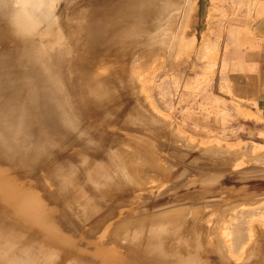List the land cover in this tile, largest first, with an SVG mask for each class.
<instances>
[{
  "label": "bare ground",
  "instance_id": "obj_1",
  "mask_svg": "<svg viewBox=\"0 0 264 264\" xmlns=\"http://www.w3.org/2000/svg\"><path fill=\"white\" fill-rule=\"evenodd\" d=\"M82 2H85L84 5H82L83 7L79 4H83ZM82 2H76L77 5L79 4L80 8L77 5L76 8L74 4L75 8L73 9V4L70 5L73 3L72 0L71 3L70 0H0V166H8L11 170L14 169V171H11V174L12 172L15 173V171V174L20 172L22 177L26 176L27 180L28 177H33L37 170H41L46 173L47 177L54 185V188L56 187L58 196L64 204L66 203L68 207L70 205L72 208L73 206H79V208L81 206L82 209L78 207H76V209L82 210L85 215L87 214L89 216V214L93 215L95 212V206L94 203H92V197L90 196L91 201L88 198L91 192L87 194L89 192L86 186L87 182L92 184L100 195H107L108 200L111 201L112 197H109V195H111L110 193H114L113 198H117V196L122 193L117 189H120L124 183L132 185V188L135 189L139 188V186H141V189L144 188V182L146 181L152 183V175L148 177V172H146L147 170L145 171L147 166L155 168V170L158 166L163 169V166H160L161 164L159 165L161 162L155 157L157 156V154H154L156 151L154 153L153 150L151 151L152 153L149 151L152 149L149 142L150 145L145 144L151 148H148V150L144 148L143 145L142 147L140 146L141 144H136L139 141L142 143L144 140L143 138H146L143 135V138L141 137L142 140H139L141 138L135 139L137 141H135L136 143L131 140H129V142H127L128 140L123 141V139L120 138V141L111 140V142L114 143L111 145L108 143L109 141H106V136L103 137V135H101V137H98L99 141L97 143V151L100 150L101 152L98 151L96 155L88 156L89 158H84V156L81 157V155L77 154L79 162H81L79 165H76L75 162L70 163V161L67 160L68 158L70 159L72 154L64 153L74 144L82 145L92 142L94 139L90 131L92 130L94 134H97L95 131L98 130L99 132V129L102 127L100 123V125L95 124L91 127L97 121L110 123L111 120H115V123H117L118 121L121 122L123 117L126 116L128 119L125 118V120H130L129 122H131L130 125L127 121L129 126L137 123L135 120L139 118L138 124L142 122L140 126L142 124L145 126L140 127V129L142 128L144 130L146 127L152 129L149 130V134L155 133L153 131L154 128L155 130H161L155 133V135L158 133L160 134L158 135L160 138L162 137L161 142L163 136L165 137L164 140H169L170 134L171 136L175 135L176 140H174V142H179L181 140L178 144L183 143L182 141L183 139L185 140L186 137L184 138L176 134V126L173 127L174 125H171L173 123L164 119V115L161 113L162 116L158 110L156 111L153 108L154 106H151L152 104L147 101L149 98L146 97L147 99H145L138 94L141 89L145 91V87H141L145 84L142 83L143 85L141 84L140 86L141 82L139 80L143 78H139V76L146 65L153 62L154 59H161L162 61V59H167V57L169 55L171 56L173 53H176L177 56L174 57L178 58L182 56L181 54L184 52L191 50V48L194 52L195 45L208 36L207 31L209 28H207V23H204V18H206V21L208 20L207 18H209L210 8H208V4L210 2H208V0H82ZM61 3L65 4H62L63 7L59 6L58 8V4L61 5ZM67 3H69V6H72L69 12H73L72 14L69 13L70 15L67 14L68 16L65 14V17L62 15L63 10L69 8L66 6ZM193 5L196 6L195 9ZM65 13H67V10ZM196 30L198 33H195ZM184 34L185 36H183ZM185 42H187V44H185ZM204 52L206 56L208 55L207 59H209V57L212 58L211 56L213 53H211L212 55L208 54V47H205ZM210 60L211 59H209V61ZM161 63H163V61ZM211 70L212 68L208 71L214 73ZM103 73H105V75H103ZM145 96H147V93ZM136 117L138 118L136 119ZM121 123L125 124L126 122ZM128 124H126V126ZM134 126L135 125H133V127ZM137 127L139 128V126ZM163 127L168 128V131L166 128L163 130ZM127 128L131 127L127 126ZM134 129H136V127H134ZM110 130H112L113 133H117L114 131L115 129H109V131ZM137 132L140 134L139 130ZM144 132L147 134L148 129L146 131L144 130L142 133ZM163 133L164 135L162 136L161 134ZM263 133L264 131L261 135H263ZM118 134L121 136L122 133L118 131ZM152 134L149 136L153 137ZM138 135L137 137H139ZM126 137L131 138L132 136ZM133 138L134 136L132 140H134ZM171 139L170 141H173V139ZM167 140L165 143H167ZM130 141L132 143H130ZM173 144L176 145V142ZM181 145L182 144H180V146ZM225 145H217V143L212 144L209 149L201 151L200 154H202V156L205 155L206 160L207 157H209L208 161L211 162V164L215 162V164L217 163L216 165H219L218 163L221 162L222 164L226 163L224 165L227 166L230 161L235 162H231L233 165L237 164V162L241 165L243 160H246V164L251 160V162L254 163H252V166L255 165V163L256 166L259 165L257 163H264V151H260L261 149L259 148L260 152H252L255 149H253L254 144L247 143V145H242L241 147H238V144V148L234 149H230ZM172 146L173 148L178 147L174 145L170 147ZM180 146L178 147L179 149L181 148ZM183 147L185 148L186 145ZM204 147H206V144ZM184 148H181V150ZM186 153L187 152H185V154ZM183 159L184 158H182V160ZM194 159L196 160V158ZM164 160L167 161L163 159V162ZM198 160L202 161L203 158L202 160ZM203 162L204 160L202 163ZM232 164L229 165V167L233 166ZM164 165L166 166L163 169L165 171L167 165ZM243 166H245V163ZM171 167L169 164V168ZM257 168L255 170L256 173ZM151 170L153 171V169ZM157 170L159 172V169ZM175 171H177V169ZM175 171L173 172L176 173ZM210 171L213 173L212 170ZM200 172L201 171H199V174ZM204 172L202 171L201 174H204ZM7 173L9 174L10 171ZM7 173H4L6 176L1 174L0 200L4 202L6 206L11 207L14 211L25 217L28 216L33 220V215L39 214L43 216L42 219L45 223L51 224L52 218L50 216L55 215L52 214L51 211L53 212L56 208L51 210L50 207L46 206V198H43L42 194L40 196L39 191L36 192L39 184L36 182V188L29 185L26 190H21L20 193L17 194V189L20 190L23 186H26L24 182L25 177L22 178L21 175L8 176ZM240 173L242 174L241 171ZM261 173L262 176L259 178L262 179L264 178V170H262ZM162 174L161 176L163 177L164 174ZM220 174L217 175L218 178L216 177L218 180H220V176L222 178L223 172H220ZM241 174L239 178L243 180L248 176V174L246 176L243 174L244 178ZM145 175H147V177H145ZM158 175H156V178ZM237 175H239L238 172ZM256 175L258 177V174ZM168 176L167 178H169ZM207 176L206 174V177ZM213 176L214 173L209 176L208 180L210 177L213 178ZM241 176L243 178H241ZM200 177H204V175H200ZM251 177H253V175ZM156 178L154 174V180ZM234 178L233 180H235ZM254 178L255 177H253V179ZM149 179H151V181H149ZM171 179L173 180V178ZM190 179L192 180V177ZM201 179L204 180V178ZM201 179L199 178V181ZM240 179L239 181H241ZM256 179L257 178L254 179V184L258 186ZM261 179L258 180L260 184H263L264 182L262 183L260 181ZM172 180H170V182ZM193 180L192 182L194 183L191 185L199 182L198 177L197 182H195L196 180L194 178ZM212 180L214 181L215 179H210V181L207 182L209 184L213 183ZM233 180L231 181L233 182ZM237 181L238 178L236 182ZM204 182L201 184H204ZM27 183L30 184V182ZM215 183L219 182L215 181ZM249 183L251 182L249 181ZM146 184L148 183L146 182ZM161 185L164 186L163 184H160V186ZM247 185L245 187H247ZM158 186L155 187L158 188ZM160 186L158 189H160ZM195 186L198 187L199 184ZM232 186L233 187L230 186V190H232L235 185ZM149 187L145 189H147V191L153 189ZM177 187L176 189L179 190L180 188L178 185ZM181 187L184 189L183 186ZM242 187L244 189H241V191L245 190L246 194L249 196V192L247 191L248 188L246 189L244 184L240 188ZM254 187L256 191V185ZM252 188L253 186L251 189ZM85 189H87L88 192ZM129 189H131V186ZM239 189H237L236 192H240ZM260 189L257 188L260 193L258 192L255 194H262ZM114 190L120 193L117 195V192L115 191V194ZM121 190L123 191L122 188ZM155 190L157 189L155 188ZM187 190H189V188ZM216 190V194H223L221 192L218 193ZM252 190H250V193H254V189ZM233 191L235 192V189ZM208 192L209 196L213 195V193L210 195V191ZM232 192L230 193L234 194ZM188 193L192 195L191 192L188 191ZM188 193H186V196ZM206 193H203V196L201 193L200 195L198 194L199 198H204ZM193 194L196 195L197 193ZM255 194L254 197L257 196ZM168 195L170 197V194ZM242 195L240 194L241 197L239 199L244 197L242 198L243 201L245 196ZM184 196H182L183 200H185ZM252 196L251 194V199ZM260 196L263 197V195ZM188 197H186V200L190 198V201L196 203V198L194 196L195 200ZM237 197H239V195H237ZM116 198L114 199L115 201L117 200ZM163 198L167 201L165 196ZM181 198L179 199L182 200ZM205 198H207V195ZM246 198L249 199L247 196ZM257 198L259 199V195ZM233 199L234 198H232L231 201ZM36 200L41 201V207L39 209L33 204ZM177 200L169 201L175 203ZM186 200L185 202H181V205H184L182 203H186ZM256 200L253 199V202L248 200L247 203L243 202L244 204L240 205L244 207V209L247 207L248 210L262 203L264 205V199ZM52 203H49V206H51ZM203 203L205 202L203 201ZM222 203H224V201H222ZM135 204H137V207L139 206V203ZM198 204L196 203V205ZM237 204H235V206L232 205L234 207L231 206V208H229L230 205H227L228 209H224L225 207L222 208L223 205H220L221 207L218 209L219 205L217 204V207L215 204L217 210L214 209V205H212V207L211 204V208L209 207L210 209L208 207H206L208 209L202 208V205L200 207L198 205V208L196 206L180 207L176 204L179 208L176 207V209H174L170 206L172 210L167 209L170 208L167 207L166 209L168 211L164 210L165 208H161L163 212H158V214L143 220L133 219L123 222L113 230L109 236V243H107L108 245H113L112 248L117 255L114 256L113 259L109 257L111 260L109 262L105 260V262L108 264H233L230 249L225 247V242L221 239L219 233L220 230H222L225 218L232 212V208H235ZM163 205H165V203ZM204 205L205 204H203V206ZM132 206L133 205H131V207ZM142 206H144V204ZM55 207H57V205ZM131 207H129V209ZM237 207L240 208V206ZM221 208L224 210H220ZM57 209L55 210L56 215L57 213H61L58 212L60 208ZM100 209L101 213H103V209L99 208V210ZM99 210H96L97 214L100 213ZM132 210H129V213H131ZM214 210L218 214H215ZM28 211L30 214H28ZM73 211L77 210L74 209ZM78 212L79 211L76 213ZM206 212L214 213L210 214L214 217L217 215V217L212 220V216L209 213L206 214ZM61 214V216L65 215L63 213ZM100 214L99 217H102L103 214L105 216V213L102 215ZM104 216L103 219L101 218L102 221L104 220ZM58 218L59 217H57V219ZM61 218H59V220ZM82 218L84 220L85 218L90 221L92 220L86 216ZM82 218L80 216V219ZM64 219L66 220L67 218ZM54 220H52V223ZM62 221L60 223H62ZM95 221L97 222V220ZM65 223L69 224L68 221ZM98 223L92 224L97 225ZM257 223L263 228H260L262 230L260 232L264 233V217L258 221L254 219L249 221V244H252V240H255V242L251 247L248 245L249 252L246 250V252H248L247 254L244 251L246 244L241 247V250L244 251L243 253L249 256L246 260V257H244L245 255L240 252L242 256L244 255L243 258L245 261H243L245 264H264V236H261L262 234L256 231L255 226ZM257 229L260 230L258 227ZM45 230L47 231V229ZM62 231L66 232V230L63 229ZM253 231H256V234L259 233L260 236L259 234H254ZM251 234L255 236H253L254 238H252V240ZM260 239L263 242H261ZM250 240L252 241L251 243ZM207 252L210 253L206 255ZM240 253L239 256H241ZM67 254L56 262L58 264H77V262H79L72 261L71 259L74 256L72 257L71 255L69 258ZM56 255V251L53 249L51 243L37 239L31 232H22L20 223L12 219L10 215L0 213V264H50L52 263V258ZM107 255H109V253H107ZM210 256L212 257L211 259ZM242 256L240 258H242ZM214 258H216L215 261Z\"/></svg>",
  "mask_w": 264,
  "mask_h": 264
},
{
  "label": "rangeland",
  "instance_id": "obj_2",
  "mask_svg": "<svg viewBox=\"0 0 264 264\" xmlns=\"http://www.w3.org/2000/svg\"><path fill=\"white\" fill-rule=\"evenodd\" d=\"M259 1L260 0H208V2H210L208 4V8H210V10H209L210 14H209V18H207L208 19L207 21H206V18H204V23H207V28H209L207 31L208 36L203 41L198 42L195 45L194 52H193V49L191 48V50L184 52L183 53L184 55L181 54L182 56H180L178 58L174 57L177 55H176V53H173L171 56L169 55L167 57V59H162L163 63H161L162 62L161 59H156V60L154 59L153 62L146 65L143 72L141 71V75L142 76L144 75V76L143 77L141 75L139 76V78L140 77L143 78V79H139L141 82L140 86L142 83L145 84V85L142 84L143 86H141V87L142 88L145 87V91L147 93V96H145L146 93L143 89H141V87H140L141 91H139L138 94L140 95V97H144L145 99L149 98V99H147V101H149L152 104L151 106H154L153 108L156 111L158 110L160 114L162 113L164 116L162 114L161 115L164 117V119H167L169 122L173 123V124L170 123L172 126L174 125L173 127L176 126L175 128L177 129V131H176L177 133L176 132L175 133L177 135L179 134V136L181 135V137H184V138L186 137V139L185 140L183 139V141H182L183 143L185 142L184 145H183V143H180V144H182L183 146L186 145L185 148L187 150L189 149L192 151H189V150L187 151L182 145L180 146V144H178V143L181 140L179 142L175 141L176 145L173 144V143H175L174 140H176L175 135H173L174 136L173 137L169 134V136H170L169 138L173 139V141H170V139L164 140L165 137L163 136L164 135V133H163L161 135L163 136L164 141L162 140V142H161L162 137L161 138L159 137L160 134L158 133L159 135L158 134L155 135V133L157 131L160 132L161 130L160 131L158 129L155 130V128L153 129V131L155 133L153 132L154 134H152V133L151 134L153 137L154 136L155 137L158 136V137H156L157 140L155 137L153 139V137H150L151 134H149L150 133L149 130H152L151 128L146 127L148 129V133H147L148 135L146 134V132L142 133L144 130L146 131L147 129L146 128H144V130L142 128L140 129V127H145V126L143 124L140 126V124L142 123L141 121H139L141 123L138 124L139 118L136 117V119L138 118L137 120H135V122H137V123L132 124V126H129L128 122L130 120H125V118L127 117L126 116V117H123V119L121 121V122H126L125 124L121 123L120 121H118V122L116 121L117 123H119V124H117V123H115V120H111V122H113V123L97 121L91 127H93L95 124H99V123L102 124L101 125L102 127H101V129H99V132H98V130L95 131V133H97V134H94V131H92V130L90 131L92 133V138L94 139L92 142L87 143V144H82V145L74 144L73 146H71V148H69L64 153V154H72V156H70L71 160L69 158L67 160H69L70 163L75 162L76 165H79V163H81V162H79L77 154L81 155V157L84 156V158H89L91 155H96L98 151L101 152L100 150L97 151V143L99 141L98 137H101V135H103V137L106 136V141H109L108 143L110 145L113 143V142H111V140L112 141H116V140L120 141V138H122L123 141L128 140L127 142H129V140H131V141L135 142L136 138L137 139L141 138L143 135L144 137H146V138L142 137L144 139L142 141L143 144L139 141V140H142V138L138 140L139 142L136 141L137 143L136 142L135 143L137 145L141 144L140 146L143 145L144 148H146L147 150H148V148L149 149H151V148L146 146L145 144H148V145L151 144L152 149L149 151L151 152L153 150V153L156 151L154 154L155 155L157 154V156H155V155L154 156L157 157L158 160H160L161 163H159V165L161 164L160 166H163L162 167L163 169L166 167L164 164L167 165V163L169 162L167 165L168 169L167 168L165 169L167 174L159 166H158V168L156 167L157 169H159V172L157 169H156L157 170V172H156L155 168H152V167L150 168L149 166H147V168L148 167L149 168L148 169L146 168L145 171L147 170L146 172H148V177H151L150 175H152L151 179L153 178L152 179L153 182L149 183L148 181H146L148 184H146V182H144L146 185L144 184V186H143L144 188H142V189H141V186H139V188L135 189V188H132V185H127L124 183L123 186H121L124 193L121 190V188L117 189V190H120L122 193H120L119 191L117 192V190H114V192L115 191L117 192V195L120 193L119 196H117V198L115 197L117 199L116 201L114 200L115 198H113L114 193L113 194L110 193L112 196L109 195V197L110 198L112 197L113 200L111 198V201H109L107 195H105L107 198L104 195H100L98 193V190L95 187H93L92 184L87 182L86 186H87L89 192L87 191V189H85V190L88 192L87 194H89L91 192V194H89V196L88 195L87 196L89 199H90V196L92 197L91 198L93 201L92 203H94L95 207L98 206L96 208L94 207L95 212L93 213V215H91L89 213L93 212L94 209H93V211H90L88 213L90 216L89 217L87 214L85 215L82 210H81L82 212L79 210L81 208V206H80V208H79V206H76L79 208V209H76L75 206H73V208H72V206L69 205V207H68V205H66V203L64 204V202L62 200H60V198L58 196L56 187L54 188V185L52 184L50 179L47 177L46 173L42 172L41 170H37L36 174L31 178L28 177V180H27L26 176L22 177L20 172H17L18 174H15L16 173V171H15V173L12 172V174H11V171H14V169L11 170V168L10 167L8 168V166H0V178H2L1 174H4L5 172L7 173L9 171H10V173L9 174L7 173L8 176L21 175L22 178L25 177V180L24 179L23 180H24L26 186H23V188L20 190L17 189V191H16L17 194L20 193L21 190H26V188L29 187V185L36 188L35 185H37V183H38L40 185V187L38 185V187H37L38 189H36L37 191L35 189L34 190L36 192L39 191V195L41 196V194H42V197L46 198L45 199L46 206L50 207L51 210H53L55 208L56 209L60 208L61 210L59 209L58 212L65 214V215H63L64 218L68 219V220L67 219L65 220L63 218V216H61L62 215L61 213H57V215H56V213H55L56 209H55L53 212L51 211V213L55 214V215L51 214L52 216H50V217L52 218V220H54L55 218L56 219L53 221V223L51 220V224L45 223V221L42 219L43 216L39 215V214H34V215L32 214L33 215V220H32V218L30 219L28 216H27L28 217L27 218V217L21 215L20 213L14 211L11 207L6 206L4 204V202H2L0 200V213H2V214L6 213V214L10 215L12 219H14L18 223H20L22 232H24V233L31 232L33 235H35L37 237V239L51 243V245L53 246V249L56 251L57 255L52 258V263H50V264H55V263L58 264L56 261H58V259L59 260L62 259L67 253H68L67 256H69V258L71 255H72V257L74 256L71 259L72 261L73 260L79 261L81 264H108L106 262L107 261L109 262L111 259L114 258V256L117 255V253H115L114 249L112 248L113 245L111 246L110 244L109 245L107 244V243H109V238H110L109 236L111 235L113 230L119 224H121L123 222L133 220V219L143 220V219L148 218L152 215L158 214V212H160V213L163 212L164 208H165L164 210L168 211L167 209L172 210V208L176 209V207L179 208V206L180 207H183V206H185V207H188V206L189 207H192V206L198 207V205H199V207H200L202 205L201 206L202 208L203 207L204 208H206V207L211 208V206L214 205V209H216L215 208V204H216L217 207L219 205L218 209L222 205H223L222 208L225 207L224 209H228L227 205H230L229 208H231L232 205L235 206V204H237L239 201L242 202V203L239 202L237 204V206H240V208H238L237 206L235 208H232V212H230V214L225 218L224 224L222 226V230H220L219 235H220L221 239L225 242V245H226L225 247L226 248L228 247L230 249V253H231L230 255L232 256L231 258L233 260V264H245V262H244L245 260H244L243 256L245 255L244 257H246L245 259L247 260V258L249 257L246 255L249 252L248 249L255 242V240H252V238L255 237L254 235H252L253 234L252 233L251 234L252 235L251 240L253 242L250 240V243L252 242V244L251 245L249 244V239H250V231H249L250 227L248 226L249 221H251L252 219H254L256 221H258L259 219H263V217H264V210H263L264 205L262 203V204H259L257 207L254 206L253 207L254 209L249 208V210L247 207H246L247 209L246 208L244 209V207H241V205H243L244 203H247L248 200L253 202V199H255V200L256 199L257 200L264 199V193H263L264 192L263 191L264 190V183H263L264 178H262L263 180L261 178H259L262 176L261 172H262V170H264V168H263L264 166H262V165H264V163H261V164L257 163V164H259L258 166H256V163H255V165L252 166L253 162H251V160L248 161L247 164H246V160H243L245 163V166H243V164H244L243 161L241 162L242 163L241 165L239 162H237V164L233 165L232 163H235V162L230 161V162H228L229 165H231V164L233 165L230 167H229V165L225 166L224 164H226V163L222 164L221 162L218 163L219 165H216L217 163L215 164L214 161H213L214 162L213 164H211V162L208 161L209 157H207V160H206L205 155L202 156V154H200V152L203 150L209 149L212 144H216V143H217V145H221V144L225 145L226 144L225 146L226 147L228 146V148H230V149L238 148V147H241L242 145H247V143H249V144L251 143V144H254L253 149L255 148L252 152H255V151L260 152L262 150L264 151V137H263L264 133H263V135H261L262 132L264 131V116L262 113V109H260L257 106L258 103L256 102V100H254L253 96H251V93H252L251 90H249V88H247L249 83H250L248 80V78L250 77L249 75H252V71H253L252 65H255V63H250L252 68H248L249 66H248V63H246V57H245V54L247 52L246 48L247 49L251 48V46L248 45V43L253 41V36L249 35V27H251L252 23L254 22V19H255L254 13L256 11V6H257V3ZM72 2L73 3H71V0H70V3H71L70 5L73 4L72 5L73 7L69 6V3H67L66 6H68L69 8L66 7V8H68V9H66L67 13H65V11H66L65 9L63 10L62 16L66 17V15L70 13L69 11H71L72 8L73 9L75 8L74 4L76 6L77 5L76 2L79 3V2H82V0H72ZM82 3L83 4L79 3L81 7H83L82 5H84L85 2H82ZM62 4L64 5L65 3H61V5ZM79 4L77 5L78 7H79ZM195 4H196V2H195ZM61 5L58 4V8H59V6L63 7V5L62 6ZM196 5L198 6V4H196ZM77 6H76V8H77ZM193 7H194V9L196 8V6H194V5H193ZM72 12L70 14H72ZM195 33H198L197 30ZM183 36H185V34ZM185 44H187V42H185ZM205 47H208V51H209L208 54L212 55L211 53H213V55L211 56L212 58L209 57V59H211L210 61H213V62H210L209 59H207L208 55L206 56V53L204 52ZM209 48H210V50H209ZM187 56H188V58H187ZM175 58H176V60H175ZM206 60H208V61H206ZM211 68H212L211 71H213L214 73L209 72ZM103 75H105V73H103ZM152 82H153V84H152ZM239 87L240 88H246V91H244V92L239 91V89H238ZM151 100L154 103H152ZM153 104H155L156 106ZM155 107H157V108H155ZM101 118H104V117H101ZM126 119H128V118H126ZM106 121H109V120H106ZM120 123H121V125H120ZM129 123L131 125V122H129ZM126 124H128L127 126L131 127V128H127ZM133 125H135L134 127H136V129H134ZM136 125L139 126V128ZM106 126H107V128L108 127H110V128L107 129ZM118 128H119V130H118ZM121 128H124V129H121ZM165 128L163 127V130ZM109 129H113V130L115 129L114 131L117 133H113L112 130L109 131ZM127 129H129V130H127ZM166 129L168 131V128H166ZM138 130L140 131V134H139V132H137ZM118 131H119V133H122L121 136H119ZM136 133H138L139 135ZM104 134H106V135H104ZM122 135L123 136H125V135L126 136H132V137L134 136V138H133L134 140H132V137L127 138L125 136L126 137L125 138ZM137 135L139 137H137ZM179 136H177V137H179ZM181 137H179V138L182 139ZM118 138H119V140H118ZM190 139H192V140H190ZM166 140H167V143L169 146L167 145V143H165ZM131 141H130V143H132ZM191 142H192V144H191ZM169 143H171V144H169ZM205 144H206V147H204ZM238 144H239V146H238ZM171 145L178 146V147L180 146L181 148H184V149L181 150V148L179 149L178 147H174L175 148L174 149L173 146L170 147ZM187 147H190L191 149L187 148ZM184 151L188 153V158H187V153L185 154ZM164 154H165V156H164ZM176 154H178L180 157ZM158 156L162 158V161H161V158H159ZM182 158H184V159L182 160ZM194 158H196L197 161ZM202 158L204 160L203 163H202V161H203ZM163 159H166L167 161L164 160V162H165L164 163ZM187 159L188 160L190 159V160L188 161ZM198 159H201L202 161H200ZM210 161H211V159H210ZM207 162H209V163H207ZM249 162H251V163H249ZM162 163H164V164H162ZM176 163H177V165H176ZM169 164H170V167L171 166H173V167L169 168ZM180 164H182V165L184 164V165L182 166ZM220 165H222V166H220ZM246 165H248V166H246ZM255 167L256 168L259 167V168H257V173L255 171L256 170ZM254 168H255V170H254ZM151 169H153V171ZM176 169H177V171H175ZM6 170H8V171H6ZM161 170H163L164 172ZM171 170L175 171L176 173H174ZM198 170L201 172L202 171L206 172V170H207L206 174L208 176L206 177L205 172H204V174H201V172L199 174ZM210 170L213 171V173H214L213 178L215 180L214 181L212 180L213 183L209 184L208 182L210 181V179H213L212 177H210V179L208 180L209 176L213 174V173H211ZM229 170H231V171H229ZM145 171H144V173H145ZM160 171H161V174L165 173L163 177L161 176ZM240 171L242 172V174L240 173ZM253 171H255V172H253ZM259 171H261V172H259ZM149 172H151V173H149ZM152 172L155 174V178H156V175L159 174L155 180H154V174ZM220 172H223L224 176L222 175V178L220 176V178H219L220 180H218L217 175H219ZM237 172L239 175H237ZM208 173H210V174H208ZM229 173H230V175L232 174L231 175L232 177L229 175ZM235 173H236V175H235ZM252 173H254V174H252ZM260 173H261V175H260ZM170 174H173L174 176L177 175V176L174 177L173 175H170ZM194 174H196L197 176ZM225 174H227V175H225ZM240 174L243 177H244L243 174H245V176L248 174V176H247L248 179L245 177H244L245 178L244 180L240 179L239 178ZM249 174H250V177H249ZM256 174H258V177ZM4 175L6 176V174H4ZM168 175H170V176H168ZM200 175H202V176L204 175V177H200ZM252 175H253V177L257 178L256 183H258V186H257V184H254L255 178L253 179V177H251ZM167 176L170 179L167 178ZM234 176H235V178H234ZM242 176H241V178H243ZM145 177H147V175H145ZM191 177H192V180L190 179ZM197 177H198V181H199V178L200 179L204 178V180L201 179L200 181H203V182L205 181L206 184H205V182H204V184H201L203 182H200V181L197 182ZM205 177H206V180H205ZM171 178H173V180ZM193 178L196 180L195 182H197V183H195L194 185H191L192 183H194V182H192V181H194ZM233 178L235 180H233ZM237 178H238V181L236 182ZM151 179H149V181H151ZM167 179H169V180H167ZM239 179L241 181H239ZM246 179L249 180L251 183H249V181H247ZM250 179L252 181L253 180L254 181L252 182ZM258 179H261L260 181L263 184H260ZM170 180H172V181L170 182ZM188 180L189 181L191 180V181L189 182ZM231 180H233L234 183ZM245 180H246V182H245ZM215 181H217L219 183H215ZM229 181H230V183H229ZM242 181H243V183H242ZM27 182H30V184ZM189 183L191 186L189 185ZM160 184H163L164 186H162V185L160 186ZM185 184L187 185V188H186ZM198 184H199V186H198ZM243 184H244V187L247 184L249 185V186L247 185V187H245L246 189L248 188L247 191L249 192V196L246 194L245 190L241 191V189H244L243 187L240 188L241 186H243ZM158 185L160 186L161 190L158 189L159 188ZM177 185L181 189V190L179 189L180 191L176 189ZM195 185H197L198 187H196ZM232 185H235V186L232 190H230L231 187H233ZM255 185L258 189L263 188V189H260L262 191V194H258L259 199L257 198L258 195L255 193H258V192L260 193V191L257 190V188L255 191V187H254ZM259 185H261L262 187ZM130 186H131V189H129ZM155 186H158V188ZM181 186H183L184 189H182ZM193 186H194V189H193ZM252 186H253L252 189H254V193H250V190H252L251 189ZM147 187H149V188L152 187L153 189L152 188L151 189L153 191L149 190V188H148L149 191H147V189H145ZM161 187H163V188H161ZM226 187H228V188H226ZM155 188L157 190H155ZM172 188L174 190L175 189L176 190L174 191ZM188 188H189V190H187ZM143 189H144V191H143ZM191 189H193L194 191ZM207 189H209V190H207ZM216 189H218V190H216ZM234 189H235V192L233 191ZM237 189H239L240 192H236ZM145 190L147 191V193ZM215 190L218 191V193L221 192L223 194H220V193L216 194ZM229 190H230V192L233 191L232 193H234V194H231L229 192ZM41 191H42V193H41ZM188 191L191 192L192 195H190V193H188ZM208 191H210V195H211V193H213V195L216 197H214L213 195L209 196ZM116 192H115V194H116ZM199 192L202 194V196H203V193L205 194L207 192L208 193V194L206 193L207 198H205L206 195L204 196V198L201 196H200L201 198H199V196H198V194L200 195ZM224 192H225V194H224ZM186 193H188L187 196H186ZM193 193H197L196 194L197 197ZM48 194H49V196H48ZM168 194H170V197ZM240 194L241 195L243 194L242 196H245V199H248V198H246V196L249 197V199L247 201H244L245 199H243V201H242V198H244V197L239 199L241 197ZM251 194L253 195L252 199L250 198ZM254 194L257 196L254 197ZM237 195H239V197H237ZM260 195H263V197ZM164 196H165V198H167V201H169V200L175 201V199L176 200L178 199L179 201L177 200V202H175V203L179 206H176V204L174 202L172 203V201L167 202L163 198ZM182 196H184L185 200H186V197H188V196L193 198V200H195V198H196L195 202L197 204L199 202V204L196 205V203H194V201H190V198L188 197L189 199L186 200V203H182L184 205H181V202H185V200H183ZM235 196L238 199H236ZM179 198H181L182 200H180ZM210 198H211V200H210ZM232 198H234V199L231 201ZM91 199H90V201H91ZM207 199L211 203H209L207 201ZM48 201H50V202H48ZM144 201H146V202H144ZM188 201L190 202V204ZM203 201L205 203H203ZM222 201H224V203H222ZM226 201L227 202L229 201V202L227 203ZM40 202H41L40 200H36L33 202L34 206L37 209H39L41 207ZM52 202H54V203H52ZM187 202H188V204H187ZM219 202H221V203H219ZM47 203H48V205H47ZM49 203L50 204L52 203V205L49 206L50 205ZM135 203H139L138 204L139 206L137 207V204H135ZM162 203L163 204L165 203V205H163ZM134 204L136 205V207ZM141 204L142 205L144 204V206H142ZM173 204L175 205V207ZM203 204H205V205L203 206ZM210 204H211V206H210ZM54 205L55 206L57 205V207H55ZM131 205H133V206L131 207ZM226 206H227V208H226ZM234 206H232V207H234ZM129 207H131L134 210H132L131 208L129 209ZM167 207H170V208H167ZM99 208L103 209L102 212L105 213V216L103 213H101V209L99 210ZM159 208H160V210H159ZM161 208H163V209H161ZM208 208H206V209H208ZM222 208L220 210L223 211L224 209H222ZM74 209L81 212V213H79V212H78L79 214L76 213L77 211H73ZM97 209L100 211L101 214L98 212L100 215L103 214V216H104L103 221H102L103 216L99 217V214H97V212H96ZM128 209L132 210L131 213H129ZM136 211L138 212V215H137ZM153 212H156V213H153ZM208 213L209 212H206V214H208ZM214 213L218 214L217 212H215V210H214ZM214 213H211V214H214ZM28 214H30L29 211H28ZM58 214L59 215L61 214V215L59 216ZM77 214L80 215L81 218L83 216L85 218V216H86L92 220L90 221L87 218H85V220L83 218L80 219V216H78ZM94 215L97 217H95ZM215 216L217 217V215H215ZM57 217H59V218L62 217L60 219L61 221L63 220L62 223H60L61 221L59 220V218L57 219ZM98 217H99V219H101V218L102 219L99 220ZM216 217L212 216L211 219L213 220ZM34 219H36V220H34ZM94 219L97 220V222ZM41 220H43V221H41ZM83 220L84 221L88 220V221L84 222ZM93 220H94V222H93ZM57 221L59 222V224ZM66 221H68L69 224L65 223ZM98 222H101V223H98ZM92 223H98V224L96 225V224H92ZM52 224H54V225H52ZM70 225H71V227H70ZM257 225H258V223L256 224L255 229L257 232L261 233L260 231H262L261 229H263V228H261L260 225H258V226ZM64 226H65V228H64ZM58 227H59V229H58ZM257 227L259 229L260 228L261 229L258 230ZM45 229H47L48 233ZM62 229L66 230V232L62 231ZM223 231L225 232V235H224ZM256 231H253L254 234L257 233ZM258 234H256V235H258ZM261 234H262L261 236H264L263 232ZM60 236H62V237H60ZM259 236H260V234H259ZM226 237L227 238L229 237V238L227 239ZM258 238H261V237H258ZM255 239L257 241H259L257 238H255ZM261 239H260V241L263 242ZM244 244H246V248L248 247V245H250L247 249L246 248L244 249L246 254L243 253L244 251L241 250V247ZM204 248L207 250V248L205 246H204ZM100 250L101 251L103 250L102 253ZM206 250H204V251H206ZM246 250L248 252H246ZM238 252L239 253L241 252L242 254H244L242 256V254L240 253L242 258H240L241 256H239ZM107 253H109V255H107ZM208 253H210V252H207L206 255ZM103 256H105V257H103ZM211 256H210V259L213 257V256L212 257ZM59 257H61V258H59ZM109 257H111V259ZM215 259L216 258H214V261H215ZM105 260H106V262H105ZM241 261H243L244 263ZM79 262H77V264H80Z\"/></svg>",
  "mask_w": 264,
  "mask_h": 264
},
{
  "label": "crops",
  "instance_id": "obj_3",
  "mask_svg": "<svg viewBox=\"0 0 264 264\" xmlns=\"http://www.w3.org/2000/svg\"><path fill=\"white\" fill-rule=\"evenodd\" d=\"M255 19L251 27H249V35L253 36V41L248 45L251 48H246V63L248 68H252V75H249V85L247 88L251 90V96L258 103L257 106L262 109L264 116V0L257 3L255 11ZM255 63V65H250ZM239 91L244 92L246 88H238Z\"/></svg>",
  "mask_w": 264,
  "mask_h": 264
}]
</instances>
